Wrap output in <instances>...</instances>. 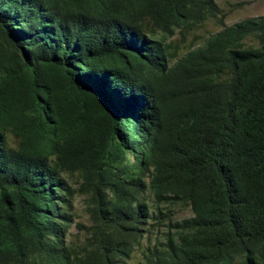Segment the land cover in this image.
I'll return each mask as SVG.
<instances>
[{"label":"trees","instance_id":"obj_1","mask_svg":"<svg viewBox=\"0 0 264 264\" xmlns=\"http://www.w3.org/2000/svg\"><path fill=\"white\" fill-rule=\"evenodd\" d=\"M220 12L214 0H0L16 53L0 70V264H70L63 171L84 176L118 231H136L147 189L191 206L152 264H264V16L175 61L156 38Z\"/></svg>","mask_w":264,"mask_h":264},{"label":"rangeland","instance_id":"obj_2","mask_svg":"<svg viewBox=\"0 0 264 264\" xmlns=\"http://www.w3.org/2000/svg\"><path fill=\"white\" fill-rule=\"evenodd\" d=\"M221 12L191 28L176 29L172 35L158 31V39L164 44L173 61L186 53L202 47L215 33L248 18L264 16V0H214ZM246 47L259 48L258 40L251 36L245 40ZM15 51L5 42L0 33V70L14 62ZM13 96L5 98L3 113L8 125L7 142L15 147L13 123L18 122V111ZM17 118V119H16ZM129 162L133 154L127 153ZM60 178L65 189L57 190L55 204L56 220L63 233V245L70 264H152L149 261L166 251L169 235L174 225L193 216L191 206L182 201H161L147 189L139 194L136 204L144 206L141 223L133 230L118 231L102 216L94 195L85 186L84 176L76 171H63ZM148 181V178H145ZM108 199L114 201L112 192L105 189ZM49 201V197L45 198ZM50 213L52 211L49 210ZM132 228V229H133ZM154 261V260H153Z\"/></svg>","mask_w":264,"mask_h":264}]
</instances>
